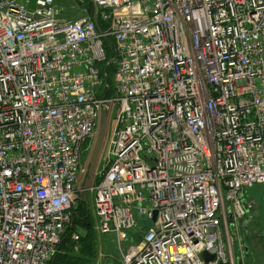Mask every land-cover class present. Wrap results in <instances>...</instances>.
<instances>
[{"label":"built area","instance_id":"1","mask_svg":"<svg viewBox=\"0 0 264 264\" xmlns=\"http://www.w3.org/2000/svg\"><path fill=\"white\" fill-rule=\"evenodd\" d=\"M92 2L66 20L0 0V264L59 255L107 105L97 230L145 231L121 264H236L231 228L264 186V0Z\"/></svg>","mask_w":264,"mask_h":264},{"label":"rangeland","instance_id":"2","mask_svg":"<svg viewBox=\"0 0 264 264\" xmlns=\"http://www.w3.org/2000/svg\"><path fill=\"white\" fill-rule=\"evenodd\" d=\"M57 4L62 8L65 14L71 15L72 19L70 20H78L80 18L93 16L95 14V9L93 6H91L89 0H80V3H77L76 0H57ZM114 54V49H112V51L109 53V57L113 58ZM109 98L113 99V95L109 94ZM117 109V105H113V110L109 116L108 129L102 147L101 156L102 154L104 156V153L106 154L108 150L109 138L114 127L115 111ZM95 141L92 145V141L86 143L83 148V164L86 170V174L88 172L89 160ZM103 167L104 166L102 163H97L91 187L96 184V173L102 172ZM85 177L83 176V180L85 179ZM94 198V192L89 191L88 203H84V206H82L81 203L78 204V207L80 209V216L82 210L85 208L87 209V214L90 215L87 222L91 225V230L95 235L96 242V258L94 260V264H121L124 253H127L130 249L140 246L145 231L140 228L137 229L135 233H131L130 231L128 232L129 238L127 236L123 240H119L117 235L115 234H100L97 230V218L94 209ZM246 198L250 203L253 204V208L250 211L249 215L245 218L246 221H242L243 223L241 222L240 227L235 228L234 230L231 228V236L234 239V251L236 254H241V252L245 251L244 249L246 247L252 252L258 250L260 251L259 260L264 262V186H256L252 190L248 191L246 194ZM248 219L251 220L247 222ZM150 225H152V221H143V226L146 227ZM75 230L80 237V241L75 242L72 239L67 238L66 243L63 245L59 255L69 252L79 253L81 251L84 244L83 237L85 236V229L82 227L81 220L79 219L76 221ZM253 256L254 255L252 254V257ZM260 261L258 262L260 263Z\"/></svg>","mask_w":264,"mask_h":264},{"label":"water","instance_id":"3","mask_svg":"<svg viewBox=\"0 0 264 264\" xmlns=\"http://www.w3.org/2000/svg\"><path fill=\"white\" fill-rule=\"evenodd\" d=\"M109 109H110V105H107L101 112L98 134H97V138H96L94 147L92 149V153H91V157H90V161H89V170H88V173H87V175H86L85 179L83 180L81 187H80L81 199L86 204L88 203V192L91 189L92 179H93V176L95 174L98 159H99V156L101 154L102 147H103V144H104V141L106 138V134H107L108 122H109ZM229 217L232 218L231 213H230ZM250 220L251 219H248V221H250ZM155 221H156V218L152 221V225H150V227H152L154 225ZM204 259H205L206 263H209V262L216 260L215 256H210L207 253L204 254ZM237 262H238V264H243V260L241 258H238Z\"/></svg>","mask_w":264,"mask_h":264},{"label":"trees","instance_id":"4","mask_svg":"<svg viewBox=\"0 0 264 264\" xmlns=\"http://www.w3.org/2000/svg\"><path fill=\"white\" fill-rule=\"evenodd\" d=\"M76 2L80 3V0H76ZM81 205L84 206V202H82ZM79 210L80 209L77 210L76 221L78 219L81 220V225L85 229V236L83 237L84 244L82 246L81 251L79 253L69 252L58 255L51 264H94V260L96 258L95 255L96 242H95V235L91 230V225L87 222L90 215L87 214V209L85 208L82 210L80 216ZM75 228H73V231L69 232L68 238L71 239L72 232H76Z\"/></svg>","mask_w":264,"mask_h":264},{"label":"crops","instance_id":"5","mask_svg":"<svg viewBox=\"0 0 264 264\" xmlns=\"http://www.w3.org/2000/svg\"><path fill=\"white\" fill-rule=\"evenodd\" d=\"M78 3V2H77ZM63 17H64V19H66V20H70V19H72V17H71V15L70 14H63ZM74 18V17H73ZM244 222L246 221V219H244L243 220ZM247 222H248V220H247ZM243 223V222H242ZM240 227V226H239ZM246 228V227H245ZM136 232V231H135ZM135 232H131V233H135ZM127 236H128V238H129V234L127 233ZM126 236V237H127ZM245 251H243V252H241V254H236L235 253V251H234V239H233V237H232V247H231V249H230V252H231V254L234 256V258H235V260H236V264H238V262H237V259L238 258H241L242 260H243V264H264V262L263 261H260L259 260V258H260V256H259V253H260V251H258V250H255V252H252V251H250L247 247L244 249ZM252 254L254 255L253 257H252ZM258 261H260V263L258 262Z\"/></svg>","mask_w":264,"mask_h":264},{"label":"bare ground","instance_id":"6","mask_svg":"<svg viewBox=\"0 0 264 264\" xmlns=\"http://www.w3.org/2000/svg\"><path fill=\"white\" fill-rule=\"evenodd\" d=\"M31 2H33V0H30ZM56 1V3H57V0H55ZM90 3L92 4V6H93V2L90 0ZM58 5V4H57ZM94 7V6H93ZM63 14H64V11H63ZM97 134H98V132H97ZM97 138V137H96ZM101 155V154H100ZM100 157V156H99ZM90 161V160H89ZM98 161H99V159H98ZM97 167V166H96ZM88 170H89V168H88ZM88 173V172H87ZM81 187V186H80ZM230 219H232V218H230Z\"/></svg>","mask_w":264,"mask_h":264}]
</instances>
